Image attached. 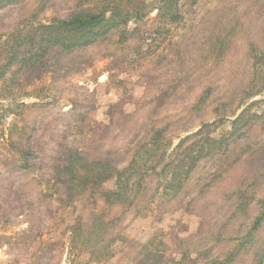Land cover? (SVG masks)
I'll list each match as a JSON object with an SVG mask.
<instances>
[{"label":"rangeland","instance_id":"374dc122","mask_svg":"<svg viewBox=\"0 0 264 264\" xmlns=\"http://www.w3.org/2000/svg\"><path fill=\"white\" fill-rule=\"evenodd\" d=\"M102 1L0 4V75L14 40L32 26ZM125 4L134 13L127 26L81 49L50 48L33 65L14 61L0 76V264L201 263L234 249L259 214L264 0H178L173 22L160 17L162 0ZM244 110L246 118H259L241 132L238 150L261 151L262 160L232 157L225 166L237 162L232 173L214 182L222 160H205L178 201L165 196L159 184L169 164L202 136L229 134ZM157 133L168 144L146 160L147 176L131 204L109 206L100 195L67 202L60 188L68 150L97 159L111 151L125 159L122 169ZM247 183L254 184L252 203L236 213L228 198ZM93 215L114 221L106 240L105 228L103 236L101 229L89 233ZM203 223L208 233L221 231V241L188 240H200ZM263 240L264 226L251 252ZM251 252L234 264H250Z\"/></svg>","mask_w":264,"mask_h":264},{"label":"trees","instance_id":"16d2710c","mask_svg":"<svg viewBox=\"0 0 264 264\" xmlns=\"http://www.w3.org/2000/svg\"><path fill=\"white\" fill-rule=\"evenodd\" d=\"M19 1L21 0H0V4L9 5ZM125 1L103 0L97 8L77 9L68 18L55 19L47 24L32 26L31 30L23 35L20 40H14V45L11 46L9 63L2 71L5 72L7 67L14 64V61L17 60L22 64L31 63L33 65L36 61L43 58L46 51L50 48L70 52L87 47L100 38L108 36L113 30L127 26L134 13L127 7ZM177 1L162 0L163 4L159 9L162 19L165 18L170 22L178 19V15L174 11ZM21 43L23 47L20 46ZM251 95L253 94L249 96ZM247 112L248 110H244L234 120L229 134L221 138L202 136L182 156L180 155L179 158L171 162L169 164L171 168L165 176L161 177L159 184L163 194L178 201L181 192L186 189L193 173L205 160H222V164L210 179L211 182L216 181L225 174L232 173L231 169L236 166L237 162L243 161L245 163L246 160L256 154H258L257 159L261 158L262 160L263 154L261 151L258 153L253 148H248L247 151L238 150L241 145V142H238L241 132L251 126L254 119L259 118L257 114L246 118ZM202 132L201 130L196 135L187 137L179 145L182 146L187 140L202 135ZM163 139L161 133H157L154 137L144 141L122 169L118 167L122 158H115L111 151H106L105 157L97 159L92 157L88 151L68 150L62 160L61 192L68 203L84 195H88L89 198L100 195L103 202L109 206L131 204L140 195L142 183L145 176H147L148 167L146 160L154 158L155 151L168 144ZM232 157L237 162H234L235 164L232 163V166H229L227 170L225 168L226 162L230 161ZM108 183H113V188H107ZM104 185L105 189L102 188ZM253 187L254 184L251 183L241 185L232 194V198H228L229 201L235 204L236 213L249 210V206L252 203L249 201V197H251ZM257 203L260 205L259 214L254 219L250 230L235 244L234 249L224 254L221 258H211L204 262H194L193 264H234L240 257L247 253L250 254L251 246L255 243L258 233L264 226V198L258 199ZM113 223L114 221L107 218L106 215H93L88 228L89 233L95 234L98 229H101V236H103L105 228L106 240L108 230ZM80 226L77 227L80 229ZM221 236L222 232L219 230H213L208 233L203 223L200 240H195L194 237H190L188 240L195 241L198 243L197 245L207 244L209 241L212 244H216L221 241ZM263 246L264 240L259 246L256 245L252 248L251 255L253 257L250 264H262L264 258Z\"/></svg>","mask_w":264,"mask_h":264}]
</instances>
